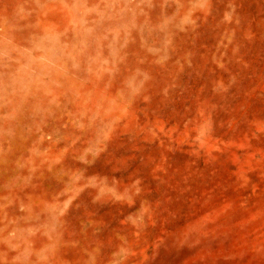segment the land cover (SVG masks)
Masks as SVG:
<instances>
[{"label": "rangeland", "instance_id": "374dc122", "mask_svg": "<svg viewBox=\"0 0 264 264\" xmlns=\"http://www.w3.org/2000/svg\"><path fill=\"white\" fill-rule=\"evenodd\" d=\"M0 264H264V0H0Z\"/></svg>", "mask_w": 264, "mask_h": 264}]
</instances>
